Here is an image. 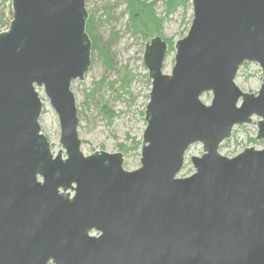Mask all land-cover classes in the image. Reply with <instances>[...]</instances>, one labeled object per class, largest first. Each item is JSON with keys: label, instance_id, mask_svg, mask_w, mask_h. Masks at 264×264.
<instances>
[{"label": "water", "instance_id": "1", "mask_svg": "<svg viewBox=\"0 0 264 264\" xmlns=\"http://www.w3.org/2000/svg\"><path fill=\"white\" fill-rule=\"evenodd\" d=\"M0 33V264H264V149L220 154L236 127L260 119L264 142V0H191L175 44L155 37L140 166L122 153L85 156L71 86L92 65L87 0H6ZM257 64L259 92L240 68ZM43 91L65 151L41 131ZM211 93V104L201 98ZM194 173L179 178L189 149ZM98 236H92V232Z\"/></svg>", "mask_w": 264, "mask_h": 264}, {"label": "rangeland", "instance_id": "2", "mask_svg": "<svg viewBox=\"0 0 264 264\" xmlns=\"http://www.w3.org/2000/svg\"><path fill=\"white\" fill-rule=\"evenodd\" d=\"M144 1L153 4V11L160 21L159 33L152 27L147 30L141 28L142 33H135L130 27L127 9L121 3L112 7V0H87L88 19L95 21L94 35L104 43H111L112 67L93 52L92 65L85 79L76 81L71 86L80 119L78 134L82 141L83 154L89 156L101 152L122 153L127 171H135L140 166L142 138L147 126L145 109L149 103L151 80L143 61L146 47L157 36L172 44L173 49L168 51L163 69L164 74H171L175 44L187 36L192 22L191 0L171 13L167 12V0ZM2 11H5L6 18L0 31L5 32L9 29L12 16L7 5ZM262 80L260 67L248 63L240 68L235 83L242 92L256 95ZM39 95L43 100L41 131L49 141L52 153L57 155L62 152L65 158V151L60 144L58 116L44 92L39 91ZM212 98L211 93L205 94L201 101L209 106ZM104 111L108 112V116ZM259 121V118L253 117L250 124L236 127L232 138L221 146L220 154L234 158L246 149L263 150L264 142L257 140ZM138 143L140 146L136 147ZM202 153L200 144L189 149L179 178L189 177L195 172L190 158L201 157Z\"/></svg>", "mask_w": 264, "mask_h": 264}, {"label": "trees", "instance_id": "3", "mask_svg": "<svg viewBox=\"0 0 264 264\" xmlns=\"http://www.w3.org/2000/svg\"><path fill=\"white\" fill-rule=\"evenodd\" d=\"M112 7H116L119 3L123 4L128 12L130 19V27L134 29L135 33H142V29H148L150 27L157 33L160 32V21L157 19L154 11L153 4L148 3L144 0H112ZM189 2V0H167V12L171 13L178 6H184ZM7 5L9 14H11V7L8 1L0 0V29L4 26V19L6 18L5 11H2V8ZM5 10V8H4ZM96 30L95 21L92 18H89L87 21L86 32L91 40L93 52H96L100 56L104 63L109 67H112L110 48L111 43H104L99 37L94 35ZM1 32V31H0ZM169 43V51L173 49V46ZM105 115L108 116V112L104 111ZM140 146V143L136 147Z\"/></svg>", "mask_w": 264, "mask_h": 264}, {"label": "flooded vegetation", "instance_id": "4", "mask_svg": "<svg viewBox=\"0 0 264 264\" xmlns=\"http://www.w3.org/2000/svg\"><path fill=\"white\" fill-rule=\"evenodd\" d=\"M91 235H92V236H98V233H96V232L93 231V232L91 233Z\"/></svg>", "mask_w": 264, "mask_h": 264}]
</instances>
